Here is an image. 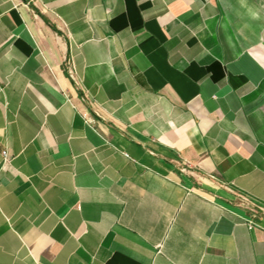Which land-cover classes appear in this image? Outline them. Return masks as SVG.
I'll return each mask as SVG.
<instances>
[{"label":"crops","instance_id":"1","mask_svg":"<svg viewBox=\"0 0 264 264\" xmlns=\"http://www.w3.org/2000/svg\"><path fill=\"white\" fill-rule=\"evenodd\" d=\"M0 264H264V0H0Z\"/></svg>","mask_w":264,"mask_h":264},{"label":"built area","instance_id":"2","mask_svg":"<svg viewBox=\"0 0 264 264\" xmlns=\"http://www.w3.org/2000/svg\"><path fill=\"white\" fill-rule=\"evenodd\" d=\"M2 155H3L4 159H7V153L6 152H3Z\"/></svg>","mask_w":264,"mask_h":264}]
</instances>
